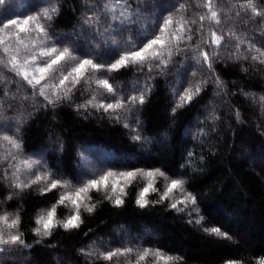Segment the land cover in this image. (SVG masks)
I'll list each match as a JSON object with an SVG mask.
<instances>
[{"label": "trees", "instance_id": "obj_1", "mask_svg": "<svg viewBox=\"0 0 264 264\" xmlns=\"http://www.w3.org/2000/svg\"><path fill=\"white\" fill-rule=\"evenodd\" d=\"M128 2L140 15L137 23L123 27L103 15L105 0H7L0 5V22H6L23 19L49 3L58 4V14L47 22L50 39L45 44L39 43L45 37L38 32L20 34L37 55L40 47H69L77 49L72 55L78 60L111 64L129 38L143 47L158 35L170 14L176 21H189L185 35L191 36L171 46L173 54L166 67L149 61L117 71L89 72L90 79L81 80L75 88L67 82L66 87L72 88L68 99L63 98L65 89L57 88L61 97L57 100L51 86L71 71L75 61L62 62L57 72L42 81L50 86L48 99L39 94L40 86L29 85L0 65V134L18 131L22 141L19 152L6 143L0 147V157H8L0 159V215L19 216L18 227L6 231L22 233L28 246H4L0 264H135L143 249H161L182 258L171 264H256L258 258H264V63L252 58L257 53L249 47L264 51V17H253L250 9L242 7L245 0H215L219 24L200 20L209 15L204 0ZM180 4L185 7L177 13ZM256 4L264 9V0H256ZM88 16H99L100 23L89 28L83 23ZM110 24L116 29L111 35L105 31ZM177 27L173 24L170 31ZM213 31L224 37L219 46L211 43ZM32 39L37 44H31ZM11 47H18L15 40ZM201 51L209 53L211 68L204 63ZM164 58L168 59L167 53ZM217 78L222 82L220 88ZM95 79H108L115 91L107 92ZM201 82L200 94L173 112L184 90ZM141 93L145 95L143 104L128 103V98ZM49 99L53 103L49 104ZM89 100L93 104H88ZM117 100L124 101L125 107L105 112L94 106ZM185 129L192 130L185 134ZM136 135L140 139H134ZM29 158L42 163L14 176L12 165ZM137 169H160L170 179H183L185 191L197 198L196 205L180 204L184 210L177 211L169 205L182 193L175 191L160 201L168 181L159 176H137L125 187L124 203L116 206L112 202L115 195L112 200L105 198L117 179L111 177L107 189L89 191L90 199L84 203L96 207L89 213L81 204L78 228L66 230L57 224L49 236L33 232L38 227L36 218L46 214L62 195L77 199L75 191L89 180L107 172ZM46 171L52 173L48 181L15 187ZM52 180L67 181L71 187L42 192ZM150 182L157 190L149 191V203L140 207L138 194ZM125 183L120 179V184ZM195 207L199 212L193 211ZM75 211L70 200L66 201L57 206L55 219L63 221ZM201 216L204 219L197 224ZM210 227H220L231 239L209 235L204 229ZM123 248L134 252L111 261L100 256ZM144 264H155V258L148 257Z\"/></svg>", "mask_w": 264, "mask_h": 264}, {"label": "snow or ice", "instance_id": "obj_2", "mask_svg": "<svg viewBox=\"0 0 264 264\" xmlns=\"http://www.w3.org/2000/svg\"><path fill=\"white\" fill-rule=\"evenodd\" d=\"M7 3V0H0V5H4ZM204 7L209 10V15L207 17L201 16L200 20H204L207 18L208 20L214 21L219 24V12L215 8V0H204ZM89 8L95 7V5H88ZM105 16H110L112 21H118L121 27L130 25L138 22V17L140 15L139 11H134L131 7V4L128 0H105L103 4ZM185 5L180 4L177 7V13L184 9ZM242 7L250 9L253 17L259 16L264 17V9H258L256 0H245V3ZM119 14L117 15V11ZM59 6L55 3H49L47 6L40 8L38 11L33 13L32 15H28L23 19H8L6 22L2 23L0 26V51H2L3 56L0 57V65L9 68L10 71H14L16 75L21 76L23 80H25L29 85L39 87V94L41 96H45L48 99L46 92L49 89V84L44 83L42 81L47 80L51 77L55 72H57L62 62L67 61H75V66L71 69L67 75H63L59 80L57 85L51 86L53 88L52 95L56 96V99L59 100L61 97L57 94L55 89L64 88V99L69 98V94L72 91V88H75L77 84L81 82V80L90 79L87 76V73L91 72L95 74L98 71L107 69V71H117L121 68L128 67L129 65H141L143 66L145 63L149 61H159V64L155 65L156 67H160L161 65L167 66L170 62V58L173 54L172 45L178 43L179 41H183L185 39H191V36H186L185 32L187 29L185 25L189 24V21L181 19L180 21H176L173 14L167 16L163 24L160 27L159 34L156 35L153 39L147 41V43L143 44V47H137L135 42H133L130 38L125 42L124 51L119 56L115 62L111 64H103L97 63L94 59H77L72 55V52L77 49H70L69 47L57 48L55 46L51 47H40L39 54L37 55L34 52H31L29 48V44L25 43V39L21 38L20 34H27L32 32H38L41 36L45 37V40H41L39 43L41 45L45 44L47 39H50L48 36V28L47 22L51 21L53 17L58 14ZM43 21V23H42ZM86 26L91 28V26L96 23H100L99 16H88L84 22ZM191 23H195L192 21ZM173 24H177L178 27L175 31H170L172 29ZM115 27L113 25H109V28L105 29L109 35L115 31ZM103 35V34H102ZM234 35V34H233ZM211 43L219 46L224 39L222 35H217L215 31L210 33ZM108 39V36L104 37ZM15 40V43L18 45L15 49L11 47V41ZM59 42V41H57ZM31 44H37L36 39H32L30 41ZM111 43L116 47H120L119 42L116 40H112ZM207 43V41H205ZM239 47V45H237ZM250 49L254 50L257 55L253 56L254 60H260L261 63H264V51L259 48H256L255 45H250ZM22 50L24 51V55H22ZM165 53H167L168 59H165ZM215 55V54H213ZM200 56L203 57L204 63H207L209 68L211 65V58L208 52L201 51ZM152 65H149V70L151 71ZM71 81L72 88H67V82ZM2 82V80H0ZM95 84L101 88L107 90V92L112 93L115 91L113 85L109 82L108 79H95ZM201 83H198L192 87H189L184 90V93L180 96V99L176 106L172 109L175 112L177 109L184 107L185 105L191 103L194 97L198 96L202 90ZM217 87L220 88L222 82L217 78L216 80ZM95 99V98H93ZM49 104L53 103V100H48ZM145 102V95L141 93L139 96H133L128 98V103L131 105H135L136 103L143 104ZM88 104H93V100H89ZM95 107L102 108L105 112H109L110 110L121 109L125 107V102L122 100H117L115 103L108 104H96ZM237 117H239V113H237ZM128 127V125H125ZM134 139H140L139 135L134 136ZM10 146L11 150H16L17 152L22 150V141L19 138V132L12 135L0 134V147H3L4 144ZM11 151L9 152V156H11ZM0 159H8V157H0ZM42 163L41 160H32V159H24L20 161L19 165H12L16 168V172L13 173L14 176L17 175L22 170H31L34 166H38ZM52 175L51 172H45L43 175H37L34 180L29 181L28 183H17L15 187L18 188H28L32 184L40 183L41 181H48L49 177ZM137 176H147V177H163L168 181L167 187L165 188L163 194L160 196V201H164L168 199L171 194L175 191H179L182 193V197L175 202L171 203L169 206L177 211H183V208H179L178 205H196L197 198L192 195L190 192H186L184 188L185 181L183 179H170L167 174L160 169H153L145 172L143 169H137L135 171H128L122 173H113L107 172L103 176L99 177V179H92L87 182L83 187L78 188L75 191V197L77 199H72L71 194H65L60 197L55 205L51 207L50 210L47 211L46 214H41L36 218V224L38 227L33 229V232L39 236H49L51 235V231L54 227L59 224L64 229H73L78 228L82 223V219L80 216V207L81 204L84 206V210L91 213L96 205L92 204L89 206L84 203L85 199H90L88 193L91 189L100 190L101 188L107 189L109 185V179L111 177H117L116 181L111 185V193H109L105 198L112 200V196L115 195V199L112 200L114 205L120 206L124 203L123 196L127 193L125 191V187L127 184H130L133 180L137 178ZM18 179V177H17ZM120 179L126 181L125 184H120ZM71 187L70 183L67 181L61 182L60 180H52L51 183L43 188L42 192L51 191L57 187ZM117 188H119V193L117 194ZM157 189L154 187V183L150 182L142 188L138 194L136 203L140 207L146 206L149 201L146 199L149 191H156ZM71 202L72 205L75 206L76 211L74 214L70 215L67 219L63 221H58L55 219L56 216V208L60 204H64L66 201ZM193 211L199 212L198 207L193 208ZM204 218L201 216L196 220L197 224H200ZM20 223L19 216L10 219L9 215L5 213L4 215H0V253H3L6 249L4 246H12V245H25V241L22 239V233L17 232L16 234H11L7 232L8 229H15L18 227ZM205 232L209 235H216L220 238L231 239L228 233L221 231L220 227H210L205 228ZM84 249H81V252H84ZM134 252L132 248H123V249H115L112 251L100 253V256L104 260L111 261L114 257L118 256H126ZM89 255L93 254L91 252L87 253ZM148 257L155 258V264H171L173 261H178L182 259L181 257L171 256L164 253L161 249H143L137 253V259L135 264H144ZM228 264H237L235 261H229ZM256 264H264V258H258Z\"/></svg>", "mask_w": 264, "mask_h": 264}, {"label": "rangeland", "instance_id": "obj_3", "mask_svg": "<svg viewBox=\"0 0 264 264\" xmlns=\"http://www.w3.org/2000/svg\"><path fill=\"white\" fill-rule=\"evenodd\" d=\"M171 1H172V0H171ZM173 1H178V0H173ZM232 4H233V2H232V1H230V2H229V5H232ZM166 5H167V4H166ZM258 30H259V29H258ZM258 30H257V31H258ZM89 45H90V44H89ZM236 58H237V55H234L232 59H234V60H235ZM249 97H250L251 99H253V100H254V98H253L254 96H249ZM191 130H192V129H191ZM191 130H190V131H191ZM184 131H185V134H186V133H190V131H189L188 129H185ZM99 156H100V154H99ZM101 156H102V158H104L103 156H105V154H104V153H102V155H101ZM120 233H121V232H120ZM120 233H119V234H120ZM123 234H125V235H126L127 233H123Z\"/></svg>", "mask_w": 264, "mask_h": 264}]
</instances>
